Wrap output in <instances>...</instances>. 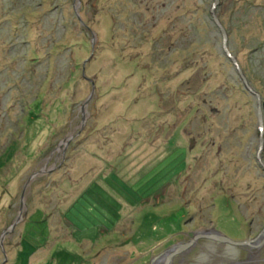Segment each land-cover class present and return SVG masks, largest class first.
Returning a JSON list of instances; mask_svg holds the SVG:
<instances>
[{
	"label": "rangeland",
	"instance_id": "1",
	"mask_svg": "<svg viewBox=\"0 0 264 264\" xmlns=\"http://www.w3.org/2000/svg\"><path fill=\"white\" fill-rule=\"evenodd\" d=\"M213 2L0 0V238L25 199L3 264H150L211 228L263 233L264 0L216 7L263 125ZM175 256L264 264V245Z\"/></svg>",
	"mask_w": 264,
	"mask_h": 264
},
{
	"label": "water",
	"instance_id": "2",
	"mask_svg": "<svg viewBox=\"0 0 264 264\" xmlns=\"http://www.w3.org/2000/svg\"><path fill=\"white\" fill-rule=\"evenodd\" d=\"M220 2H221V0H214L213 4L211 6V9H212L211 11L213 13V20L215 21L218 29L221 31L224 51H226L230 60L233 63H235L237 71L239 72L243 82L245 83V86L251 92H254L250 83L247 80V77L245 76L244 72L240 68L239 61H237L235 55L232 54V52L228 48V42H229L228 31L225 29L222 21L218 18L217 14H216V7L220 4ZM96 39H97V36H95V33H94L93 34V47L95 45ZM89 80L91 81V84H92V89H93L92 93H94L96 91L95 82L92 79H89ZM254 94H256V96L258 98V103H259V107H258L259 124L263 125L262 124L263 123V113H262V107H261L262 103H260L261 95L258 92L257 93L254 92ZM90 97H91V95L89 97H87L85 104L82 107H85L89 103ZM260 135H261V137H260L259 144H260V151H262L264 149V136L262 133H260ZM263 166H264V164H263ZM37 173H34V175L32 176L33 177L32 179H34V177L37 175ZM24 201H25V199L23 200V202L21 204V207H20L21 211H20L18 218L15 220V222L11 226L8 227V229L3 231V234L0 238V243L2 244L3 252L5 253V258L2 262V264L7 262V260H8V254L6 253V250L4 248V244L2 243V240L4 239V237L8 233V231L12 230L18 224V222L23 218L22 212H23V209L25 208V202ZM200 238H206L209 240L212 239V240L218 241L220 243L234 245V246H238V247H242V248L245 246H248L250 248H260L261 246L264 245V231L259 236L255 237L253 239L238 241V240H235L233 238H230L224 232H219L215 228H211L208 231L199 232V234L194 236L193 239H190L188 242H179V243H177L171 247H168L167 250H164L163 252H160V253H158V255L154 256V258L152 259L150 264H170L172 259L175 257V255L182 253L185 250L190 249V247L195 245V242L197 240H199Z\"/></svg>",
	"mask_w": 264,
	"mask_h": 264
},
{
	"label": "flooded vegetation",
	"instance_id": "3",
	"mask_svg": "<svg viewBox=\"0 0 264 264\" xmlns=\"http://www.w3.org/2000/svg\"><path fill=\"white\" fill-rule=\"evenodd\" d=\"M64 160V159H63ZM176 257V256H175ZM175 257L172 259V261H171V263L170 264H172L173 262H174V260H175Z\"/></svg>",
	"mask_w": 264,
	"mask_h": 264
}]
</instances>
